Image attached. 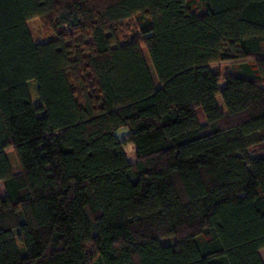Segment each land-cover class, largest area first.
Segmentation results:
<instances>
[{
	"label": "trees",
	"instance_id": "16d2710c",
	"mask_svg": "<svg viewBox=\"0 0 264 264\" xmlns=\"http://www.w3.org/2000/svg\"><path fill=\"white\" fill-rule=\"evenodd\" d=\"M262 82L264 0H0V264H264Z\"/></svg>",
	"mask_w": 264,
	"mask_h": 264
},
{
	"label": "rangeland",
	"instance_id": "374dc122",
	"mask_svg": "<svg viewBox=\"0 0 264 264\" xmlns=\"http://www.w3.org/2000/svg\"><path fill=\"white\" fill-rule=\"evenodd\" d=\"M135 27H136V23H135V20H134V19H133V20H130V21H128V22H126V23H124V24L122 25V28H123L124 30L126 29V32H125V33H127V32L130 33V32H132V31H135ZM143 53H144V57H145V60H146V62H147L148 68H149V70H150V72H151V75H152V77H153V80L155 81L156 84H158V81H157V78H156V75H155L154 69H153V67H152V64H151V62H150V60H149L148 54H147V52H146L145 49H143ZM240 63H241V62L237 63V64H236V67H239V66H240ZM238 69H239L240 71H242V70L244 71V70H245L243 67H239ZM238 69L236 68L235 71L239 73L240 71H239ZM246 72L252 74V70H250V71L248 70V71H246ZM239 74H240V73H239ZM260 85L264 88V82L260 83ZM29 88H30V94H31L32 100H33V102H36V83H35L34 81H30V83H29ZM217 102H218L219 106H220L221 108H223L222 100H221L220 96H217ZM197 117H198V119H199V121H200L201 123L204 122V117H203V115L201 114L200 110H197ZM123 129H124V128H122V129H120V130L117 131V133H118L119 135H121V136H123V135L126 134V131L123 130ZM123 151H124V153L126 154V157H127V159H128L129 161L134 160V158H135V154H134V145H133V144H131V143H126V144H124V145H123ZM5 154H6V157H7L8 161H9V163H10L11 169H12L13 171H17V170H18V163H17V161H16V158H15V155H14L13 150L8 149V150L5 152ZM2 193H3V188H2V184L0 183V195H1ZM162 243H163V244H166L167 242L163 240ZM21 252H23V249L21 250ZM262 257H263V260H264V252L262 253Z\"/></svg>",
	"mask_w": 264,
	"mask_h": 264
},
{
	"label": "crops",
	"instance_id": "0c3cea01",
	"mask_svg": "<svg viewBox=\"0 0 264 264\" xmlns=\"http://www.w3.org/2000/svg\"><path fill=\"white\" fill-rule=\"evenodd\" d=\"M264 252V248H262L261 250H260V255H261V257H262V253ZM262 259H263V257H262ZM263 262H264V260H263Z\"/></svg>",
	"mask_w": 264,
	"mask_h": 264
}]
</instances>
